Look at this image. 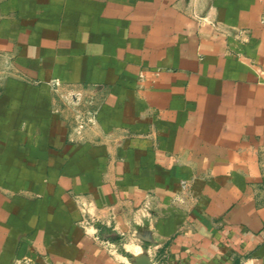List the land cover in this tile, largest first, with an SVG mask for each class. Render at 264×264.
I'll use <instances>...</instances> for the list:
<instances>
[{
  "label": "crops",
  "instance_id": "1",
  "mask_svg": "<svg viewBox=\"0 0 264 264\" xmlns=\"http://www.w3.org/2000/svg\"><path fill=\"white\" fill-rule=\"evenodd\" d=\"M139 256L264 264V0H0V264Z\"/></svg>",
  "mask_w": 264,
  "mask_h": 264
},
{
  "label": "rangeland",
  "instance_id": "2",
  "mask_svg": "<svg viewBox=\"0 0 264 264\" xmlns=\"http://www.w3.org/2000/svg\"><path fill=\"white\" fill-rule=\"evenodd\" d=\"M67 94V102H66V109L68 112H70L72 115H83V116H90V113L92 112V108H96L93 103H91L94 98V94L90 92L89 90L82 89L81 91H78L74 88L67 89V92L64 93V95ZM73 96H76L78 98V102L74 104ZM94 106V107H91ZM111 229H106V236L109 239H113L117 243V247H115L114 251H118L121 255H128L131 257L129 253L126 252V248H124V245L132 241V239L136 240L138 237V233L134 231L129 237L127 233L121 229H117V226H122L121 223L118 225H113ZM112 241V240H111ZM105 246H108L107 244ZM109 250H112L111 247H109ZM144 256V255H143ZM133 258V257H132ZM137 260H135L134 264H139L144 260V257H136Z\"/></svg>",
  "mask_w": 264,
  "mask_h": 264
},
{
  "label": "built area",
  "instance_id": "3",
  "mask_svg": "<svg viewBox=\"0 0 264 264\" xmlns=\"http://www.w3.org/2000/svg\"><path fill=\"white\" fill-rule=\"evenodd\" d=\"M57 86H59V82H55ZM73 100H74V104L78 102V98L76 96H73ZM96 112H92L90 113V118H88L87 120L82 119L83 122H85V124H92L94 122V119L96 117ZM184 187H186V185L184 184Z\"/></svg>",
  "mask_w": 264,
  "mask_h": 264
},
{
  "label": "water",
  "instance_id": "4",
  "mask_svg": "<svg viewBox=\"0 0 264 264\" xmlns=\"http://www.w3.org/2000/svg\"><path fill=\"white\" fill-rule=\"evenodd\" d=\"M139 264H151L150 261H147V260H143L142 262H140Z\"/></svg>",
  "mask_w": 264,
  "mask_h": 264
}]
</instances>
